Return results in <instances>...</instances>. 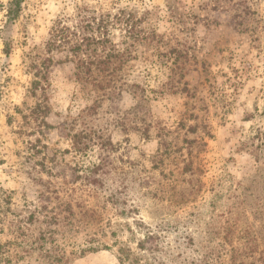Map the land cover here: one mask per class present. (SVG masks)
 <instances>
[{
  "label": "clouds",
  "instance_id": "9594fccd",
  "mask_svg": "<svg viewBox=\"0 0 264 264\" xmlns=\"http://www.w3.org/2000/svg\"><path fill=\"white\" fill-rule=\"evenodd\" d=\"M0 264H264V0H0Z\"/></svg>",
  "mask_w": 264,
  "mask_h": 264
},
{
  "label": "trees",
  "instance_id": "16d2710c",
  "mask_svg": "<svg viewBox=\"0 0 264 264\" xmlns=\"http://www.w3.org/2000/svg\"><path fill=\"white\" fill-rule=\"evenodd\" d=\"M117 19H120L119 17ZM138 23L134 21L133 15L129 14L128 17L125 18V23ZM80 31L82 34L88 33L92 31L91 25L82 22ZM135 35V33H133ZM103 42H97L96 40L92 39L91 37L84 35L83 36V43L79 42V37H77L76 33H71V40L68 36V30L62 29L59 27V22H57L56 27L53 28L49 35V39L46 41V45L48 47V50H58L63 51L65 49H70L74 56L77 58L79 57L81 52H86L89 49H95L96 47H99L100 44ZM7 45V44H6ZM7 46L3 49L5 53L8 52ZM124 57L121 55L117 56H111L109 57V62L107 64H98L93 65L90 63H86L83 60H78L76 62V68H75V76L78 80H80L83 83H88L92 87H96L100 84H104L105 81L108 80L107 72H101V69H108L113 66L119 65L123 62ZM52 63V61L47 58L42 62V69L48 68ZM112 79H115V75L112 76ZM81 135H84L83 133L79 134L76 137L77 142H81Z\"/></svg>",
  "mask_w": 264,
  "mask_h": 264
},
{
  "label": "rangeland",
  "instance_id": "374dc122",
  "mask_svg": "<svg viewBox=\"0 0 264 264\" xmlns=\"http://www.w3.org/2000/svg\"><path fill=\"white\" fill-rule=\"evenodd\" d=\"M6 44H7V45H6ZM5 46H7V48H8L7 50H8V52H7V53H5L4 51H3V52L7 55V54L9 53V51H10V45L8 44L7 41H5ZM4 48H5V47H4ZM53 50H54V49H53ZM45 51H47V52H51V51H52V50H48V47H47V45H46V42H45V48H44V49H39L38 46H37L36 48L33 49V52L35 53L34 55H33V54H25V55L28 57V59H29L30 61H32V62L29 64L28 70H35V69H37V68H38V65H37L36 61H40V67H39V71L37 72V74L40 75V76H45V75L47 74V72H48V70H49V68H50V65H51L52 63H51L49 66H47L48 68H46V69H42V68H41V67H42V62H43L45 59H47V57L44 56V52H45ZM60 51H61V50H60ZM163 59H164V60L171 59V56H169V57H164ZM180 62L183 63L182 60H181ZM205 63H207V62H205ZM70 71H73V70L70 69ZM74 71H75V70H74ZM201 75H202V76L207 75V68L204 69V72H202ZM82 83H83V82H82ZM84 84L91 86V85L88 84V83H84ZM37 86H38V85H36V84L33 85V95H35V88H36ZM173 86L176 88L177 91H178L179 88H180V85L175 84V83H174ZM183 95H187V96H189V97L191 98L192 93H191V91H189L188 93H183ZM254 106H255V104H254ZM45 114H46V112L43 110L42 106H40V105H38L37 108H36L34 111H32V113H31L33 119H38L41 115H45ZM142 114H143V108L141 107V108L137 109V111L133 114V118L138 120ZM182 115H183V114H182ZM244 118L247 119L248 117L245 116ZM83 134H84V133H83ZM162 134H163V133H162ZM257 135H259V129H257ZM84 136H85V134H84V135H81V138H80L81 141L84 139ZM36 143L39 144L40 141L37 140ZM45 147H46V146H45ZM33 148H35V145H33ZM38 163H39V162H38ZM80 212H81V218H82L83 220H86V221H92V220H95V219H96L97 213H96L95 211H93V210L80 209ZM61 213H63V208H61ZM54 219H55V218H54Z\"/></svg>",
  "mask_w": 264,
  "mask_h": 264
}]
</instances>
